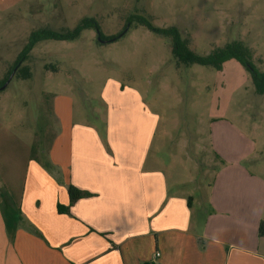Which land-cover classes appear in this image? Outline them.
Instances as JSON below:
<instances>
[{
    "label": "crops",
    "instance_id": "obj_1",
    "mask_svg": "<svg viewBox=\"0 0 264 264\" xmlns=\"http://www.w3.org/2000/svg\"><path fill=\"white\" fill-rule=\"evenodd\" d=\"M78 87L49 93L55 131L43 148L22 143L17 157L0 144V264H264L251 139L229 124L210 131L213 181L185 190L197 180L183 171L203 164L188 146L182 171L168 172L157 117L122 106L100 120ZM70 186L90 195L70 204Z\"/></svg>",
    "mask_w": 264,
    "mask_h": 264
},
{
    "label": "rangeland",
    "instance_id": "obj_2",
    "mask_svg": "<svg viewBox=\"0 0 264 264\" xmlns=\"http://www.w3.org/2000/svg\"><path fill=\"white\" fill-rule=\"evenodd\" d=\"M136 17L155 28L176 27L184 51L192 56L206 58L240 44L264 72V0H0L1 80L34 30H72L91 18L105 36L117 38L100 42L98 31L87 29L72 41L38 43L24 63L31 79L14 75L0 91L3 150L22 157L24 145L43 148L55 131L49 93L75 82L79 101L90 87L94 98L88 93L90 101L83 100L90 116L95 108L102 120L107 109L118 112L123 106L157 117L155 142H165L168 172L182 171L188 146L203 164L194 173L183 171L197 180L185 190L212 183L218 164H211L217 161L209 148L210 131L227 124L255 143L258 162L250 166L264 176V94L256 92L248 69L236 59L220 68L185 65L175 57L171 37L139 24ZM184 141L189 142L185 148Z\"/></svg>",
    "mask_w": 264,
    "mask_h": 264
},
{
    "label": "trees",
    "instance_id": "obj_3",
    "mask_svg": "<svg viewBox=\"0 0 264 264\" xmlns=\"http://www.w3.org/2000/svg\"><path fill=\"white\" fill-rule=\"evenodd\" d=\"M139 24L148 27L154 32L171 37L173 45V53L175 57L185 65L200 64L203 66H215L220 68L223 63L229 59H236L241 65H243L250 72L256 92L260 95L264 94V72L259 71L251 63L250 52L244 49L240 44H233L227 49L216 52L206 58L196 57L187 54L184 51L182 44L180 42V34L176 27H169L167 29L155 28L147 19L143 17H136ZM87 29H96L98 31V39L100 42H112L116 40V37H107L102 32L101 29L95 21V19L86 18L80 21V23L72 30H62L54 31L47 28L37 29L30 33L28 41L25 44L22 51L19 53L10 73L4 78L0 79V91L1 87L5 85L8 79L11 77L12 73L15 72V76L19 79L27 80L31 79L32 72L29 66L24 65V63L29 59L31 52L35 46L46 40H58V41H72L80 37L82 32ZM68 195L70 204H73L77 200L87 197L90 194L79 190L74 186H70L68 189ZM259 235L264 236V221L261 222L259 226Z\"/></svg>",
    "mask_w": 264,
    "mask_h": 264
},
{
    "label": "water",
    "instance_id": "obj_4",
    "mask_svg": "<svg viewBox=\"0 0 264 264\" xmlns=\"http://www.w3.org/2000/svg\"><path fill=\"white\" fill-rule=\"evenodd\" d=\"M14 74H15V72L12 73L10 79H8V80H11L12 77L14 76ZM7 82H8V81H7ZM7 85H8V84L6 83L4 86H2V87H1V90L5 89V88L7 87Z\"/></svg>",
    "mask_w": 264,
    "mask_h": 264
}]
</instances>
